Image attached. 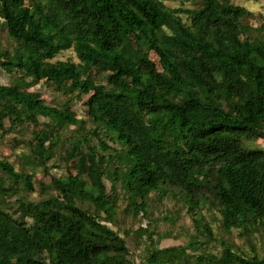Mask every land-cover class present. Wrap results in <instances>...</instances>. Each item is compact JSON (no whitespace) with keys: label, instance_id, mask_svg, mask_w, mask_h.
<instances>
[{"label":"trees","instance_id":"16d2710c","mask_svg":"<svg viewBox=\"0 0 264 264\" xmlns=\"http://www.w3.org/2000/svg\"><path fill=\"white\" fill-rule=\"evenodd\" d=\"M259 17L232 0H0L11 41L0 44V67L15 75L0 84L1 134L29 131L18 156L28 169L48 171L64 142L69 163L31 200L32 173L0 157V264H264V146L253 143L264 142ZM67 49L77 62L53 60ZM41 80L62 105L27 89ZM84 95L86 118L72 110ZM171 197L192 221L191 240L159 247L139 224L149 243L136 263L113 228L118 208L135 220ZM204 210L250 253L218 242Z\"/></svg>","mask_w":264,"mask_h":264},{"label":"rangeland","instance_id":"374dc122","mask_svg":"<svg viewBox=\"0 0 264 264\" xmlns=\"http://www.w3.org/2000/svg\"><path fill=\"white\" fill-rule=\"evenodd\" d=\"M234 4L243 5L249 10L253 11L256 15H259V20L264 22V0H232ZM166 5L174 7L179 5V1H167ZM253 24L258 23L255 20H251ZM0 44L4 48H9L11 46V41L6 37L4 30L0 26ZM72 60L77 62L78 59L75 55V52L72 49H67L59 53L53 60ZM104 78L103 73L99 74ZM15 80V75L9 72L6 69L0 67V84H12ZM30 91H36L40 94L41 98L45 103L50 105H62L65 101V96L60 92L53 89V87L46 81H39L37 84L32 85L27 88ZM87 99V95H84L82 100L74 101L72 103V110L75 112L77 117L86 118V107L84 101ZM3 125L5 128H8L9 121L4 120ZM41 125V124H40ZM87 127H90V123H87ZM74 126L69 125L68 128H65V134H71ZM29 138V131L22 129H12L9 130L5 135L1 134L0 130V157H6L9 162L13 163L14 168L19 170L20 168H25L28 172L33 175V184L35 187L34 192L27 194V198L31 200H38L41 197L45 196V193L41 191V185L39 183H48L51 180L52 176H61L65 175L66 161L63 160V150L67 145L65 142L59 148L51 160L48 162V171H45L42 167H36L35 169H28L27 167L21 165L20 160L18 159L19 154L24 151L23 141ZM17 139L19 142H16ZM92 143H97L96 139H92ZM109 144L114 145L111 141H108ZM255 145L264 146V142L260 139L253 142ZM69 163H67L68 165ZM72 165V162H71ZM105 184L107 190L109 191L110 182L105 179ZM118 192H120L119 187H117ZM25 193V192H24ZM50 194H55L54 190L49 191ZM118 199L117 203L119 207L125 205L123 197ZM13 198H10L12 200ZM86 205V204H85ZM117 212V225L114 226V229H117L118 232L125 238L127 245L130 249V252L135 259L136 263H140L139 253L145 245H148L149 241L146 239L147 233H140L141 236L137 235L134 230L140 224L141 226L148 225L149 229L154 231L153 238L161 239L156 244L159 247L164 246H178L185 245L191 239V234L194 232L192 221L189 216L185 213V209L182 206L181 202L176 198H168L164 200L162 204H159L155 201H151L148 205L147 212L149 214L153 211V214L149 217L145 215H140L135 220L130 216H123V213L120 212L118 208ZM205 217L207 221L211 223V228L214 231L217 241L224 240L229 243H233L236 247L249 252V246L244 238L238 235L236 230H232L230 233L225 232L219 228V222L217 221L218 213L209 212L204 210ZM165 215H167L165 219ZM128 230L125 232V230ZM258 243V241H257ZM260 245H258L259 247ZM210 247L212 251H218L220 246L217 242H211ZM142 253V252H141Z\"/></svg>","mask_w":264,"mask_h":264}]
</instances>
